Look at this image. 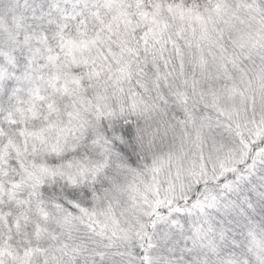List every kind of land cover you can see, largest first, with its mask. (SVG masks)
I'll return each mask as SVG.
<instances>
[{
  "label": "snow or ice",
  "instance_id": "6c2138e0",
  "mask_svg": "<svg viewBox=\"0 0 264 264\" xmlns=\"http://www.w3.org/2000/svg\"><path fill=\"white\" fill-rule=\"evenodd\" d=\"M0 264H264V0H0Z\"/></svg>",
  "mask_w": 264,
  "mask_h": 264
}]
</instances>
